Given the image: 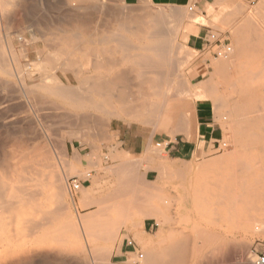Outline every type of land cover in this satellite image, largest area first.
Instances as JSON below:
<instances>
[{"label": "rangeland", "instance_id": "obj_1", "mask_svg": "<svg viewBox=\"0 0 264 264\" xmlns=\"http://www.w3.org/2000/svg\"><path fill=\"white\" fill-rule=\"evenodd\" d=\"M214 1L215 0H189V2L186 4H177V5L181 6L185 12V19H183L182 23L178 26L179 33H180V34L178 33V36H179L178 40L182 43L183 48H180L178 50L177 55L180 57V61H183L184 57L185 58L190 57V59H189V61L180 65V67L178 69L174 68L172 70L173 74L171 77L174 78L175 81L177 82V80L179 78H181V75H183L186 80L188 79L187 81L189 82V84L191 86H194L193 85L194 83H192V79H193V72H194L195 65L198 64L199 62H205V61L207 62L206 63V66L208 68L207 72H205L203 75L199 76L197 78L196 83H198L200 81L202 82V84L207 83L209 81V77L210 76L213 77L212 78L213 81H211V82L209 81V83H208L209 85L208 84L206 85L207 87H210V90H208V92L201 91V92L207 93V95L205 97H203L202 99H208L212 103L213 110H214V117H215L217 124L220 127V130H221V139L218 142H220V143L225 142L226 143V147H224V148L220 147L218 149V148L212 147V145H210V148L208 150H203L201 154H197V155L194 154V156L192 157V162L194 163V166L200 165L205 160L208 161V159L211 160V159H214V157L217 158L218 156H222V155H229L232 157L234 156V159H235L237 154H238V151L236 149L237 146L235 145V139L233 138L234 136H233L232 131L226 128L227 125H229L228 124L229 123V120H228L229 114L227 113L228 109L224 110L223 108H221V109L217 108L219 106L217 105L218 103L216 102L215 96H214V98H215L214 99L213 97H210V95H209V94H211V90L214 91V93L217 96H219L220 98L226 97L228 94H230L231 89H229V88L232 86H229V84H227V82H225V79H226V81L229 80V79L227 80V78H225V77H228V74H231V73L232 74L230 76H232L233 71L230 69L231 71L227 70V72H225V73H220L221 75H224V76L219 75L220 77L218 76V74L216 75L217 76L216 77L214 74V71H215V61L220 60V59H228L227 57H228V55L231 56V53H229L227 56H215L212 54V50H206L205 52H202L199 50H194L188 44V37L190 35L196 36L198 38V40L204 41L203 38H206V35L208 38L209 33H215L221 40H226V42H228L230 44V46L232 48L231 50L233 51L234 47L237 46L236 33H233L234 32L233 29L234 30L236 29L235 25L237 24V26H238V23H239V22H237L238 21L237 18L239 17L240 14H242L243 12L246 11V8L251 10V8L256 7V5H258V3L261 0H226L227 3H225V4H223L220 1L221 2V4L219 3L220 5L217 4L219 2V0H217L215 2ZM139 2H140L139 0L137 2H126L125 0H104L103 1L104 4H102V6L104 5L106 7L105 8L106 11H103L102 14H101V12L99 14V11H98L100 8V5H97V4L95 5L94 3L93 4L88 3L90 6L92 5L93 8H91L89 6L91 8V11H89L90 12L89 15H91L90 16L91 21H90L89 25L88 24L86 25L87 28H86V26L83 27L85 31H84V33L81 34V36L79 38L81 40L84 38L82 40L83 45H85L84 43L86 42V46H88V45L92 46L93 45L92 47H96L95 45H97L96 48H101V49H102V47H105V46L111 47V46H113V44H115L114 42L105 43L102 40L101 43L95 44L93 39L96 40V37H97V39L100 42L102 39L101 37L103 35L108 36L110 33L109 32L110 30H112L113 28L116 29L115 28L116 26H114V25H117V24H115V22H113V20H116V19L122 20L124 18H128L127 15L130 16L131 14H135V13L138 14L137 8L145 7V8L150 9L151 12H154V10L156 11V9L164 8L165 5H168V4H163V3H152L151 0H148V1L145 0L144 3H142V2L139 3ZM232 3H233V5L239 4V7L237 5L238 9L236 8V6H233L235 9H237V11L234 8H232V9H234L233 11L228 10L231 7ZM88 4H86V5H88ZM82 5H85V4L81 3V5H80L79 2H77V0H69V1L68 0H41V1L40 0H0V36L2 37V38L0 37L1 38L0 40H2L5 37V40L3 39L2 44H0V48H2L3 50L6 51V54L4 55L3 54L4 52L2 53L1 52L2 50H0V54L1 53L3 54V56H4L3 58L5 61H6V59L7 60L10 59L9 63H8V61H6V63L11 67L10 70H12V73H14V75L12 74L11 76L7 77L10 80V82L8 84H5L4 81H2L3 79L1 80V78H4L5 76L2 73V70L0 69V72H1L0 73V77H1L0 83L2 82V84H0V135L1 136L3 135L2 137L0 136V148L3 149L2 150L3 152H5L4 154L1 153V149H0V163L2 164L0 166V168H1L0 169V177L1 178H2V176L4 177L5 181H7L6 183L9 184L8 186L13 185L16 187V184H17V187H18V185L22 186V184H24L26 181L25 178L28 177L27 176L29 173L28 170H31V168H32V166H30L31 165L30 163L35 165L38 162L42 163V162L47 161L46 160V158H47L46 156L48 154L47 150L51 149L52 152H54L52 154V157H53L52 161L54 163L52 166L53 167L52 169L53 170L55 169L54 170V171H56L55 173L59 172L61 174V175L59 174L60 177L62 176V178H61L62 179L61 180L62 186H65L63 189L64 193H65L63 199L66 202V206H67V209H65L63 212L62 219L54 217V219H52L53 221L51 223H48L47 225H44V226L41 224V225H38L39 227L37 226V227H34L33 229L32 228L30 229L26 225V223L24 222L27 218L29 219V218L34 217V219H36V220H41V217H42L41 215H44V213H43L44 211H47L48 213L53 214V212H54L53 210H54L55 206H54V203L52 201V198H39V199L34 198V200L35 199L36 200L32 201V202H35V203L37 202L36 205L40 204V205H38L40 207L39 212H38V210L32 208V205H33L32 202L30 203L31 206L28 204L30 200L28 201L26 198H25L26 199L25 202H23V200L22 201L19 200L18 198H13L14 203L11 206L9 203L7 204L6 202H9V200H11L12 198H0L1 199L0 204L1 205L5 204L3 206L0 205V208H1L0 212H3V213H0V264H143V260H144V257L146 256V252H147L148 248H154L157 251H159L172 238H174V237H179V238L185 237V238H187V236H185L184 234L191 232V231L192 232L194 231V232L192 234L190 233V235H188L189 233L187 234L189 237L192 235L191 239L188 237L189 238L188 242L192 243V246L189 243V247H188L189 248L188 249L189 251L187 253L188 261H190L189 259H191V261L194 260V262H195V257L200 254L198 257H196V258H199V259H196L197 263H194V262H192V263H194V264H198V263H201V264H251V260L255 255V250L264 252V215H263L264 212L262 213V211H263L262 209H264V206H263V204H264V201H263L264 193L262 191H261V193L263 195L261 194L262 196H260V197L263 199L257 202V207L263 206V208H261V209L259 208L262 211L255 210L256 212L255 211L253 212L255 214L258 213V215L257 214L256 215L260 221L258 223H256L257 221L254 222V225L252 227H246V226L236 227L235 224H231L230 222H233V221H232V219H230V216L225 213L223 206L217 205V204L214 205L215 207H213V208H215V210H214L215 212H213V214L217 213L215 215H218L214 219L213 214L210 216V214L207 213L208 211L206 210V209L209 210V208L212 207L211 204L209 206V201L206 202L207 201L206 198L208 196L204 195L203 196L204 199L202 198L204 201H202V202L197 201V198H199V197L201 198V196L198 197V195L195 191V185L199 182V180H201L202 177L199 176V174L196 172L197 171L196 166H195V169L192 173L187 174L186 182L184 183V185L180 184L178 175L174 176L171 173H168V171L165 168L164 169L162 168L163 164L160 162L162 159L161 155L165 154L167 157V152L164 150V143H162L160 146H156L155 143L157 141H160L159 138L161 136H164L167 134V132L165 130L161 129L160 131H155L153 133H150L152 128H151L150 124L147 125L148 124L146 122L147 119H145L146 116L138 118V119H135L134 117L130 118L131 117L130 115H123L121 117H110L109 118L106 115H104V112L109 110L110 108L107 107L108 109H106V110L103 108L105 111L101 112L100 110L103 106V103L100 101H103V100L99 99V98L97 99V97H95V99L98 101L100 100L99 102L102 104V106H101V108H99L100 110H98V112L96 111L97 109L95 110L94 108H93L94 109V112H93L92 111L93 109L91 107H90L91 109L87 108L90 110H86V108H85V111L83 109L82 110L81 109L76 110L75 107L73 106V102H71V100H69L67 97H66L67 100H65V96H63V98H62V95H60L61 96V98H60L59 94H57L58 96L53 95V94L51 95L50 91H49V93H48V91L44 92V91H46L45 88L38 87L39 83H41L40 79H42L40 77L41 69L39 67H37L36 70L39 69L37 71L38 72L40 71V72L36 73V70H34L35 66L32 65L31 63L33 61H40V60L46 61L49 63L52 62L53 58L52 59L50 58L51 52H52V54L60 53L64 56L65 53H63V51L59 50V48H60L59 46H61V47L63 46L65 48H67V45H69V44H68V42L65 43V41H63V39L65 37V35H63V34H65V33L68 34L70 32L68 30L69 28L70 29L72 28L71 30L74 31L73 27L71 25L68 26L66 24H68L67 22H69V20L71 19L70 15L72 14V12H75V11H72V12L70 11L69 12V13H71L70 15H68L69 14L68 11L74 10L78 6H82ZM169 5L166 6L164 8V10L165 9L168 10ZM170 6H173V4H171ZM70 7H73V8L70 9ZM131 7H134V8L131 9ZM189 7H192V9H189ZM240 7H243L242 9L243 10L245 9V10L242 11V9ZM135 8H136V10H135ZM126 10H128V11L130 10L131 14L129 15L130 11H129V13H126L127 12ZM134 10H135V13H134ZM150 10H148V11H150ZM239 10L242 11V13H240ZM259 11L264 12V9L259 10ZM92 12H94V13H92ZM232 12L236 14L235 16L237 18H235L234 14ZM113 13H114V15H113ZM115 13H116V15H115ZM187 13L194 17V20H192V22H191V24H192L191 29H194L197 31V33H195V34L193 32H190L187 34L185 32V28H183L184 24L188 23V21L190 19V18H188V16H190V15H188ZM122 14H124V16ZM186 14H187V16H186ZM230 14H232L233 16H231ZM110 15L111 16L113 15V16L111 17ZM115 16H117V17L115 18ZM229 16H231L230 21H229ZM63 17H65V18H63ZM68 17L70 19H68ZM61 19L62 20L64 19V20L62 21ZM233 19L237 20V21L236 22L233 21L236 24L233 25L234 27L232 26L233 28L231 29V27H229V25H230L229 23H231V25H232ZM60 21H62L64 23H63V25H59L58 28H60V26H61V28H60L61 30L58 31L57 26H58V24L62 23ZM51 24H54V26ZM64 25L66 26V30H65ZM185 25H187V24H185ZM63 29H64V32H63ZM75 31L80 32V30H77V29ZM51 32H53V33H51ZM12 33H13V36L14 35H16V36L11 37ZM87 33H88V35H87ZM245 33H244V35H245ZM89 34H90V36H89ZM126 35L130 39H132V40L134 39L132 36H129L130 34L126 33ZM9 37H10L11 49H12V51H14L13 52L14 58L12 57V55L8 56L12 52L11 53L9 52V54L7 53V51H9V48L7 49V45H8L7 42L9 40ZM49 37H51L52 40ZM48 38H49V40H48ZM98 40H96V43ZM4 41H5V43H4ZM47 41H48V43H47ZM133 42L137 43L136 40H133ZM4 46H5V49L3 48ZM98 46H100V47H98ZM57 48H58V51H56ZM38 50H39V52H37ZM46 50H47V52H46ZM133 52L135 53L138 51L137 50L131 51V53H133ZM38 53H40V54H38ZM80 53H82V52H80ZM185 53H187L189 56H187ZM106 54L107 55H113L114 53L110 52L109 54L108 53H106ZM76 55L79 56V52H77ZM115 55H116V57H119L117 59H119L118 60L119 62L121 61L120 63H122V62L125 63L124 58H120V55H121L120 52H117ZM5 56H6V59H5ZM11 58L13 60H11ZM79 58H80V60L82 59L80 62H84L83 72L81 70V72H80L81 75H79L80 78H86V76L94 75V74H97L98 72L99 73L102 72L101 74L106 73L107 70H104V69L99 70V68H98V70H97V69H94L93 67L90 68V65L92 63L86 62V60L83 59L82 54L79 56ZM15 60H17V61H15ZM126 60L128 61V59H126ZM11 61H13L12 62L13 65H12ZM127 61H126V63L129 62V61L128 62ZM53 63H54V61H53ZM51 65H52V63H51ZM121 66L123 67V65H120L119 67H121ZM124 67H125V65H124ZM16 69H17V72H16ZM52 72H54L62 80L63 85H65V86L77 85V81H76L75 77H73L74 74L72 72L66 71L65 73H63L60 69H57V70L52 71ZM226 74H227V76H225ZM83 76H85V77H83ZM127 76H130V75L128 74ZM211 77H210V80H211ZM20 78H22V79H20ZM204 80H206V82ZM203 81H204V83H203ZM20 83H23V86L25 87V90L23 89V92L26 91L27 94L25 92L24 93L22 92V89H21L22 84H20ZM37 83H38V85H37ZM42 84H44V83L42 82L40 86H42ZM48 84H50V83H48ZM31 86H33L34 88L36 87V88L34 89ZM45 86H47V85H45ZM43 89H45V90H43ZM2 90H4V91H2ZM220 91L221 92L225 91V92H222L223 96L221 95ZM218 92H219V94H218ZM51 93H54V92H51ZM34 94H35V96H34ZM54 94H56V93H54ZM41 97H42V99H41ZM184 98H187V96ZM46 99H48V100H46ZM34 106H35V108H34ZM223 106H224V108L228 107L225 105H223ZM38 107H40V108H38ZM103 107L106 108V105H104ZM214 107H216V108H214ZM51 110L52 111L54 110V111L50 112ZM68 110H70V113H68L69 112ZM65 111H67V112H65ZM82 112H85L88 114L86 115L85 113L83 114ZM27 113H28V115H26ZM37 113H38V115H37ZM92 113H93V115H92ZM81 114L87 116V120H85L86 123L85 122L83 123L82 120H80V118L82 119ZM225 114L228 115V117H227L228 119L223 116ZM73 115H75L77 117L79 115V117L78 118L76 117L77 118L76 119V118H74ZM80 115H81V117H80ZM88 115H89V117H88ZM101 115H102L103 119H101V117H100ZM99 119L101 120V122L99 121ZM104 119H106L104 121L106 123H103L102 120H104ZM74 120H75V122H74ZM88 120H90V121H88ZM143 120H145V121H143ZM225 121H226V123L227 122L228 123L225 124L224 123ZM79 122H81V123H79ZM92 122H94L97 126L93 123L94 124V126H93L94 128H93L91 126ZM116 122H118L119 124L133 125L134 128L138 127L142 132H144V134L146 135L147 138L149 137V141H148L149 143H148V146L146 148L145 156L141 157L143 159L135 158V160L136 159L137 160L136 161L134 160L135 161L134 162V161H131V160H133L131 158L126 159V158L122 157V155L119 152V142L117 140L118 134L114 130V125ZM83 124H87V125H83ZM101 124L104 126L103 127L104 129L102 127H100ZM105 126H107V127H105ZM87 128H88V130H87ZM96 128L97 129L102 128L103 129L102 131L106 132V134L104 133L105 136L103 137V135H104L103 132L102 131L98 132L99 130H97ZM18 129H19V131H18ZM86 132H87V134H86ZM49 134H50V136H49ZM97 134H99V135L101 134L100 137ZM8 135L10 137H8ZM40 135H41V137H40ZM167 135H169V134H167ZM26 137H27V139H26ZM44 137H46V138H44ZM47 137H48V139H47ZM24 139H25V141H24ZM50 140H52V141H50ZM46 141H48V142H46ZM34 142H36V143H34ZM9 144H12V145H9ZM24 144H25V146H24ZM49 144L51 147L49 146ZM2 145H4V147ZM6 145L9 147H7ZM30 145H32V146H30ZM90 145L91 146L96 145V146H93L94 147L93 148ZM22 146H24V147H22ZM36 146H37V148H36ZM54 146H55V148H54ZM34 148H36V149H34ZM90 148H91V150H90ZM95 149H97V150L94 151ZM31 150H33V151H31ZM249 150H251V151H249ZM249 150L246 149V152L248 153V154L246 153V156L248 157V159L246 157L247 161L250 160V158L254 155L253 152H255V150L253 148H250ZM10 151H11V155H10ZM14 151H16V153ZM36 151H37V153H36ZM6 152H7V154H6ZM27 152H28V154H27ZM18 153H20V154H18ZM76 153L79 154L78 155V157H79L78 161L79 162L73 159V155ZM87 153H89V154L93 153L92 156L89 155L91 158L89 160H91L92 162H95V160H99L97 162L98 163L100 162V163L98 164L96 162L97 165L95 164L97 167L95 165H92L94 163H92L91 165L89 164L90 161L88 160V156L86 155ZM24 154H26V155H24ZM33 154H34V156H33ZM37 154H39V155H37ZM110 154H112L114 156H115V154H117V156H119V157L121 156L120 158L122 159V161L117 156H116V158L111 159L113 157ZM234 154H236V155H234ZM13 155H15V156H13ZM35 155L39 159V160H37V162L34 160ZM95 155L97 157H95ZM93 156L95 158H93ZM108 156L111 158H109ZM83 157H85L89 162H86V159ZM148 157H149L148 160L152 159V160H155L156 162L158 161L157 163H158V170H159L160 179H159V183L156 185L155 184H148V183L144 184V182L138 183V181L140 179H142V173L149 167L147 163H145V162L143 163V160L144 159L146 160ZM41 158L43 159V161ZM92 158H93V160L94 159L95 160L93 161ZM234 159H232L233 162H232V160L230 161V163L232 162V164L230 166H229L230 163H228V165H227L228 168L235 167V163H236L235 160L236 159L235 160ZM16 160L18 161V163ZM21 160H22V162H21ZM32 160H33V162H32ZM119 160H120V162L118 164L116 161H119ZM12 161L15 163V167L17 169L13 168L14 165L11 164ZM234 161H235V163H234ZM23 162H25V163H23ZM124 162H126L125 165L128 166L129 169L134 168V167H136L137 169H134V170L130 169L127 171L129 173H127V172L123 173V171L120 170V171H122V173H118L120 171L117 168H121L122 164H120V163H124ZM166 162H167V158H166ZM71 163L73 165L74 164L75 165L72 166ZM84 163H86V164H84ZM115 163H117L116 165L118 167H115L116 166V165H114ZM131 163H132V165H130ZM133 164H135L136 166H134ZM233 164H234V166H232ZM254 164L251 162V160L249 161L248 164L246 163L247 166L249 165L248 167H246V170H247V168H249L250 171L253 172V174H254V176H252L248 179L246 177L247 182H251L252 180H254V177L256 178V174H257V172H260L261 168H262V171L264 170L263 167L260 166V168H259L258 164H255L258 166V169H257V166H255ZM252 165H254L256 168ZM101 166H103L104 169ZM107 166H109V167H107ZM131 166H134V167H131ZM137 166H139V167H137ZM223 166L225 167V164ZM28 167H29V169H28ZM113 167H115V168H113ZM2 168H6V169L2 170ZM143 168H144V170H143ZM221 168H220V170L215 169V171H216L215 173H218L219 175H217V176H219V177H221V172H219V171L223 170ZM228 168H226L224 170L225 173L223 171L222 174L224 173V175H228L229 172H232V171H230V169L228 170ZM14 169H15V171H14ZM50 169L51 168H46V169L44 168L43 170H46V171L48 170V171L53 172V170L52 169L50 170ZM162 169H163V171H162ZM116 170H118V171H116ZM135 170H137V171L135 172ZM164 170H165V172H164ZM255 170H257V171H255ZM11 171H13V172L10 173ZM46 171H43V172H46ZM48 171L46 173V174H48L47 177H45L46 174L44 173L45 174L44 180L46 183L45 189H46V191L49 192L51 190V188H53L55 186L52 184H49V182H48L49 181L48 176L51 173V172L49 173ZM130 171L131 172L133 171V173H131ZM247 171H249V170H247ZM247 171H246V174L248 173ZM89 172H91V174L88 177V180L84 183L83 187H86L88 193H91V195L89 197L92 196L91 198L93 200H92L91 204L89 203V205L88 204L84 205V203H83L84 206L82 205L83 206L82 207L81 206V204H82L81 198L83 196V192H81L82 188H81V190H79V192L72 199L70 197V195L68 194L67 187H66V181L70 177H77L78 179L83 180V179L87 178L86 174ZM262 173L264 174V171ZM9 174H10V176H9ZM11 174L13 175L12 178H11ZM129 174L130 175L132 174V176H130ZM259 174H261V173H258L257 176ZM123 175H124V177H126V175H127V177H130L132 180L131 181L132 183L128 182L130 180V178H128L129 180L126 178V180H128V181L123 180L122 179ZM210 175H211V173H210ZM249 175H252V173L251 174L249 173ZM14 176L15 177L18 176V179H14L15 178ZM136 176L138 178L140 177V179L138 180V178H136ZM212 176L214 177L216 175H211V177ZM19 177H20V180H19ZM262 179L259 180L260 183L258 185L262 184L261 181H264V178H262ZM15 180L16 181L18 180V181L16 182ZM121 180H123L122 182H124V183H122ZM9 181H12V182H9ZM19 181H21L23 183L21 184V182H19ZM140 181H142V180H140ZM210 181H212V179L209 180L208 177L205 179V182H210ZM134 182H135V184H134ZM26 183H28V182L26 181ZM129 185H132V186L129 187ZM135 186L138 188H136ZM261 186H263V184ZM261 186H259V187H261ZM115 187H116V189H115ZM49 188H50V190H48ZM118 188H120L121 190L123 189V191L125 190L124 193H123V191H120V190H119L120 191V193H119ZM201 188H202V190H201V192H202L203 187H201ZM260 189L261 188H259V191H260ZM131 190H133V191H131ZM138 190H140V191H138ZM46 191L44 193L45 196L48 193ZM117 192L119 194H117ZM126 194H127V196H126ZM134 196H136V197H134ZM104 198L106 201L103 200ZM137 198L138 199L140 198V201H137L138 200ZM101 200H103L102 202H104V203H101ZM141 200H142V202H141ZM4 201H5V203H4ZM15 201L17 202L18 205L15 204L16 203ZM49 201H52V202H49ZM143 201H144V203H143ZM261 201H263V202H261ZM73 202H74V204H72ZM105 202H107V203H105ZM204 202H206L207 204H204ZM259 202L262 205H260ZM93 203H95V204H93ZM96 204H97V206H96ZM98 204L99 205L102 204L101 206L104 208V210H102V208H101V210H102L101 211L100 208H98ZM132 204H134L135 206H133ZM148 204H150V207H147ZM200 204L204 205V207H202V205H200ZM73 205H74V207H73ZM197 205H199V206H197ZM205 205H208V208ZM75 206H76V210H75ZM101 206H99V207H101ZM105 206H107V209ZM2 207H3V210H2ZM42 207L45 209V210H43V212H41ZM141 208H144V209L147 208V210L150 209L152 211V213H151V211L149 210L151 215L149 217H140L138 215V212ZM198 208H204L205 211H207L206 214H204V215L201 214V212H205V211L204 210L202 211V209L200 211ZM97 209L99 211H97ZM49 211H52V212H49ZM258 211H260L263 216L262 215L259 216L260 213ZM74 213H76L80 218L85 217V216H87L88 218H91L93 221V223H92L93 225H91V224H90V226L80 225V223L77 220L78 216ZM208 214L210 217H213L214 221L211 220L212 218L208 219L209 218ZM206 215L208 218L206 217ZM221 215L222 216L225 215L226 218L224 217V220H223L222 217H220ZM73 219L75 221L77 220L76 226L71 227L69 223L72 224ZM146 219H148L149 222L153 223V225L151 228L144 230L143 229V222ZM226 219L229 223L227 221H225ZM68 220H71V221H69V223H68ZM22 221H23V223H22ZM64 221L65 222L67 221V223H64V224H69V225H65V226H67V229H65V230H64V228H66V227H64V228L62 227V226H64V224L62 223ZM214 222L218 227H215L216 225L214 224ZM195 223H197V224H195ZM199 225H200L201 229L204 227L206 229L205 230L203 229V231H202L204 234H202V232H200V229L199 230L196 229L197 232H200L198 234L199 235V238H198L196 235L197 232H196L195 228ZM207 226L210 227L211 229H209ZM25 228L27 229V231ZM212 228H213V231H212ZM102 230H104V231L107 230L108 232H112V234H114V236H115L114 237L115 239H113L111 241H104L105 233ZM48 231H50V232H48ZM181 231H183V232L185 231V233L183 234ZM209 231H210V233H209ZM214 231H216V232L219 231L220 234L216 233ZM94 232H96V234ZM101 232H103V233H101ZM205 232L209 235L205 234ZM221 233H222V235H221ZM99 234L100 235L102 234V235L100 236ZM136 234L138 236H140L141 238L137 237ZM182 234H183V236H181ZM193 234H194V236H193ZM201 234L203 236L200 238ZM210 234H212V235H210ZM215 234H218V235L216 236ZM206 235H207V237H206ZM213 235H214V237H213ZM220 235L223 238L222 240H221ZM209 236H211V239L209 238ZM215 236L217 238H220V239L216 240ZM102 237H104V239H102ZM126 237H129L134 241L135 249L125 246L123 240ZM193 237H195L196 239L194 238V240L192 242L190 240H192ZM206 238L207 239L209 238L210 240H213L214 242L213 241L210 242V240L208 239L209 243H206V241H208ZM213 238H215V240ZM201 240L206 244H203V242H202V244H201L202 246L201 245L198 246L201 248V250L198 252V247L196 245L200 244ZM107 242H110V243H107ZM111 242H113V243L111 244ZM195 243H196V245H195ZM110 245H112V246H110ZM190 246L192 247L191 249L194 251L197 247L196 252H195L197 255L195 254V257L193 260H192V258H189L190 256H192V257L194 256V254H193L194 252L192 253V250H190ZM106 247L109 249H107ZM72 249H74V251ZM108 250H110V251H108ZM138 252H141L143 254L142 258L138 257ZM190 253H192L193 255L192 254L190 255ZM106 255L108 257H106ZM200 258H201V262L198 261V260H200Z\"/></svg>", "mask_w": 264, "mask_h": 264}, {"label": "bare ground", "instance_id": "obj_2", "mask_svg": "<svg viewBox=\"0 0 264 264\" xmlns=\"http://www.w3.org/2000/svg\"><path fill=\"white\" fill-rule=\"evenodd\" d=\"M103 1L104 0H77V2H79L80 5H81V3H83L85 5L78 6L74 10H69V11L67 10L68 13L70 11L71 12L75 11V12H72V14L71 13H69V14L67 13L68 15L71 14L70 15L71 19L68 17V19H70V20H69V22H67L68 24H66L68 26L71 25L73 27L74 31L71 30L72 28L71 29L69 28L68 30L70 32L68 31L69 32L68 34H66V33L63 34V35H65L63 41H65V43L68 42V44H69V45L66 44L68 49L63 47V46L62 47L59 46L60 48L59 47L58 48H59L60 51H63V53H65L64 56L62 54H60V53L52 54V52H51V57L50 58L51 59L53 58L52 62L49 63V62L40 60V61H33L31 63L32 65L35 66L34 70H36L37 67H39L41 69L40 77L42 79L39 78L41 80L40 82L41 83L43 82L45 85H47V86H45L44 84H42V86H40L41 83H39L38 87L45 88L46 91H44V92L48 91V93H49V91H50L51 95L53 94V95L58 96L57 94H59V96L62 95V98H63V96H65V100H67V98H68L69 100H71V102H73V106L75 107L76 110L77 109H81V110L83 109L85 111V108H86V110H90L91 108L92 109L94 108L95 110L97 109L96 111L98 112V110H100L99 108H101V106H102V104L100 102H102L103 106L106 105V108L102 106L100 111L104 112L106 109H108L107 107H109L110 109L104 112V115H106L109 118L110 117H121L123 115H130L131 116L130 118L134 117L135 119H138V118L146 116L145 119H147L146 120V122L148 123L147 125L150 124V126L152 128L150 133H153L155 131H160L162 129V130H165L167 132V134H169L170 136H174L177 133H185V135L184 134L183 135H184V137L185 136L187 137L188 132H189V123H188L189 121L184 117L183 113L179 109V105H178L179 104V100L181 101V99L186 97V96L187 97H192L194 100L202 99L203 97H205L207 95V93H205V92H208V90H210V87H207L206 85L209 83V81L210 82L213 81L212 80L213 77L210 76L211 80H210V77H209V81L207 83H204V81L206 82V80H204L203 83L205 85L202 84V82L200 81L198 83H194L193 84L194 86H191L189 84V82L187 81L188 79L186 80L183 75H181V78H179L177 80V82L175 81L174 78L171 77L172 74H173L172 70L174 68L178 69L180 67V65L184 64L185 62L189 61V59H190V57H186V58L184 57V60L180 61V57L177 55L178 50L180 48H183L182 47V43L178 40V37H179L178 36V33H179L178 26L182 23L183 19H185L184 9L181 6H179V5H176V6L175 5H173V6L169 5L168 10H166V9L164 10V8L166 6H168V5H165L164 8H158V9H156V11L154 10V12H151V10L148 9V8H145V7L137 8L136 7L137 10H138V14L135 13L136 8L134 10V13L136 15L135 14H131L130 10H129L130 13H129L128 10H126L127 11L126 13H129V15L131 14L132 16L131 15L130 16L127 15L128 18H124L122 20H120V19L113 20V22H115V24H117V25H114V26H116L115 27L116 29L113 28L112 30H110L109 31L110 33H109L108 36H104L103 35L101 37L102 39H101L100 42L97 39V37H96V40H98L97 43H96V40L93 39L95 44L101 43L102 40L105 43L114 42L115 44L112 43L113 46H111V47L110 46H105V47H102V49H101V48H96L97 45H95L96 47H92L93 45L92 46L91 45L86 46V42L84 43L85 45H83L82 40L84 38L82 40L79 39V38H80L81 34L84 33V31H85L83 27H85L87 24L89 25V23L91 21V18H90L91 15H89L90 14L89 11H91V8H93V7H92V5L90 6L89 4H93L94 3L95 5L96 4L100 5V8L98 7L99 8L98 11H99V14H100V12L102 14L103 11H106L105 10L106 7L104 5L102 6V4H104ZM139 1L144 3L145 0H139ZM215 1H217V0H215ZM220 1L223 4L227 3L226 0H219V2L218 3L216 2V3L218 5H220L221 4ZM86 4H88V5H86ZM237 5L239 7V4H237ZM237 5H233V3H232L231 7L228 10H232L233 11L235 9L233 6H236V8H237ZM72 8L73 7H70V9H72ZM132 8H134V7H131V9ZM232 8H234V9H232ZM240 8L242 9L243 7H240ZM237 9H235V10L237 11ZM262 9H264V0H261L258 3V5H256V7L251 8V10L246 8V11L243 12V13H242V11H244L245 9L244 10L242 9V11L239 10L240 13H242V14H240L241 15L240 16L237 13L239 15L238 18L235 16L236 12L235 11H234L235 13L232 12L234 14L235 18L238 19V21L233 19L232 22L233 21L234 22H236V21L239 22L238 26L234 22L232 23V25H231V23H229L230 24L229 27H231V29L234 27L233 25L236 24L235 25L236 29L235 30L233 29V31H234L233 33H236L237 46L234 47L233 51L231 50L232 51V52H230L231 56L228 55V57H227L228 59H220V60L215 61V71H214L215 76L217 74L219 76V75H221L220 73H225V72H227V70H230V69L233 71V75L232 76H230L232 74L231 73V74H228V77H225V78H227V80L229 79L228 80L229 82L226 81V79H225V82H227V84H229V86H232V87L229 88V89H231V92L229 91L230 94H228L226 97H221L222 99L219 96H217L214 93V91H212V90H211V94H209L210 97L214 98V96H215L216 102L218 103L217 105L219 106L217 108H219V109L223 108L224 110L228 109L227 113L229 114V119L227 118L228 117L227 114H225L223 116L226 117L229 120V123L227 122L229 125H227L226 128L232 131L233 136H234L233 138L235 139V145L237 146L236 149L238 151V154H237V156L235 158L236 160L234 159V156L232 157V156H229V155H222V156H218L217 158L214 157V159H211V160L208 159V161L205 160L200 165H197V166L195 165L197 167L196 168L197 169L196 172L199 174V176L202 177L201 180H199V182L195 185V191H196L198 197L201 196V198L200 197L197 198V201H200V202L204 201L203 200L204 199L203 196L205 195V196L209 197V198L207 197L208 199L205 197L206 200H207V201L206 200L205 201L206 202L209 201V206H210V204L212 206L211 208H209V210L206 209L208 212L205 211L204 208H198L200 211H201V209H202V211L203 210L205 211V212H201V214L204 215L207 212L211 216L213 214V212H215L214 211L215 208H213V207H215L214 205H216V204L217 205H221V206H223L225 213L230 216V219H232L233 222H230V223L231 224H235L236 227H239V226L252 227L254 225V222L257 221L256 223H258L260 221L259 218L257 217L258 213H256L257 214L256 215L253 212L255 210H260L264 206V204H263L262 207H260V206L257 207V202L263 199L260 196L263 195L261 193V191L264 193V190H263L264 189V181H261L263 186H261L262 184H260V185H258V184L260 183L259 180L264 178V174L262 173L264 170L262 171V168H261L260 172H257V174L258 173H261V174H259L258 176L256 174V178L254 177V180L251 179L252 180L251 182H247V179L252 177V176H254V174H253V172L250 171L249 168H247V170H249V171L246 170V167L249 166V165L247 166L246 163L248 164L250 160H251V162L253 164L254 163L258 164L259 168H260V166L264 168V12H260L259 11V10H262ZM148 10H150V11H148ZM92 13H94V12H92ZM187 14H186V16H187ZM113 15H114V13H113ZM115 15H116V13H115ZM122 15L124 16V14H122ZM188 15H190V14H188ZM230 15L233 16L232 14H230ZM117 16H115V18ZM231 16H229V21L231 20L230 19ZM63 18H65V17H63ZM188 18H190L188 23H185L187 25L184 24V27H183V28H185V32L187 34L190 33V32H193L194 34L197 33L196 30L191 29V26H192L191 22H192V20H194V17L190 15V16H188ZM62 21H60V22H62ZM63 23L64 22H62L61 24H58V26L56 25L57 28L59 27V25H63ZM51 25L54 26V24H51ZM60 28H61V26H60ZM60 28H58V31L61 30ZM86 28H87V26H86ZM76 29L80 30L81 33L78 32V31H75ZM65 30H66V26H65ZM63 32H64V29H63ZM51 33H53V32H51ZM126 33L130 34L129 36H132L134 38L133 40H136V42L138 44L133 42V40L130 39L126 35ZM244 33H245V35H244ZM87 35H88V33H87ZM12 36H13V33L11 34V37ZM14 36H16V35H14ZM89 36H90V34H89ZM49 38L51 39V37H49ZM49 38H48V40H49ZM3 39L5 40V37ZM2 40H0V42H1L0 44H2ZM4 43H5V41H4ZM47 43H48V41H47ZM7 44H8L7 45V49L9 48V51H7V53L9 54V52L10 53L12 52L8 56L12 55V57L14 58V53H13L14 51H12L11 45H10V37H9V40H8ZM98 47H100V46H98ZM3 48L5 49V46ZM58 48H57L56 51H58ZM0 50H2L1 51L2 53L4 52L3 53L4 55L6 54L5 50H3L2 48H0ZM134 50L135 51L137 50L138 52L131 53V51H134ZM37 52H39V50ZM46 52H47V50H46ZM77 52H79V56L82 54V57H83V59L86 60V62L92 63L90 65V68L93 67L94 69H97V70H98V68H99V70L100 69H104V70H107L106 73L101 74L102 72L101 73L98 72L97 74H94V75H90V76L88 75V76H86V78H80L79 75H81V73H80L81 70L83 72L84 62H80L82 59L80 60L79 56L76 55ZM80 52H82V53H80ZM110 52H113L114 54L113 55H107L106 54V53L109 54ZM117 52L121 53L120 58H124V60H125L124 62L125 63H123V62L120 63L121 61L120 62L118 61L119 59H117V58H119V57H116V55H115ZM2 53L0 54V69L2 70V73L4 74L5 77L4 78L0 77V78H1V80L3 79L2 81H4L5 84H8L10 82V80L7 77L11 76L12 74L14 75V73H12V70H10L11 67L6 63V61H8V63H9L10 59L7 60L6 59L7 55H6L5 56L6 61H5L4 58H3L4 56H3ZM38 54H40V53H38ZM185 54L187 56H189L187 53H185ZM126 59H128L129 62ZM11 60H13V59L11 58ZM15 61H17V60H15ZM53 61H54V63H53ZM126 61L128 63H126ZM12 62L13 61H11V63ZM51 63H52V65H51ZM12 65H13V63H12ZM120 65H123V67L125 65V67L124 68L122 66L119 67ZM17 69H16V72H17ZM57 69H60L63 73H65L66 71L72 72L74 74L73 77H75V79L77 81V85H74V86L73 85H68V86L63 85L62 80L54 72H52V71H55ZM37 70H39V69H37ZM37 70H36V73L38 72ZM128 74L131 77L127 76ZM221 76H224V75H221ZM225 76H227V74ZM83 77H85V76H83ZM20 79H22V78H20ZM48 83H50L51 85L48 84ZM0 84H2V82ZM20 84H22L21 85V87H22L21 89H22V92H23V89L25 90V87L23 86V83H20ZM37 85H38V83H37ZM31 87L34 88L33 86H31ZM45 89H43V90H45ZM2 91H4V90H2ZM201 91H205V92H201ZM24 92L27 94L26 91H24ZM51 92H54L56 94L51 93ZM222 92H225V91H222ZM222 92H221V95H222ZM35 94H34V96H35ZM218 94H219V92H218ZM95 97H97V99L98 98L102 99L103 101L99 100L100 101L99 102L98 100L95 99ZM60 98H61V96H60ZM41 99H42V97H41ZM46 100H48V99H46ZM223 105L228 106V107L224 108ZM34 108H35V106H34ZM38 108H40V107H38ZM87 108H90V109H87ZM214 108H216V107H214ZM94 109L92 110L93 112H94ZM53 111L51 110L50 112H53ZM68 111H69L68 113H70V110H68ZM65 112H67V111H65ZM82 113L84 114L85 112H82ZM85 114L87 115L88 113H85ZM26 115H28V113ZM37 115H38V113H37ZM81 115H80V117H81ZM92 115H93V113H92ZM73 116H74V118L77 117L75 115H73ZM78 117H79V115H78ZM88 117H89V115H88ZM100 117H101V119H103L102 115ZM80 120H82V122L84 123L85 120H87V116L82 115V119L80 118ZM105 120L106 119L102 120L103 123H106V122H104ZM88 121H90V120H88ZM99 121L101 122L100 119H99ZM143 121H145V120H143ZM74 122H75V120H74ZM79 123H81V122H79ZM93 123L94 122H92V125H91L92 127L95 124V123L94 124ZM224 123L227 124L226 121ZM83 125H87V124H83ZM100 127L103 128L104 126L101 124ZM105 127H107V126H105ZM88 128H87V130H88ZM102 128H100L101 130L99 128L98 129L96 128V129L99 130L98 132H100V131H102L104 129V128L103 129ZM18 131H19V129H18ZM104 133L106 134V132H103V134ZM86 134H87V132H86ZM105 134L103 135V137L105 136ZM97 135H99V134H97ZM100 135H99V137H100ZM49 136H50V134H49ZM8 137H10V136L8 135ZM40 137H41V135H40ZM44 138H46V137H44ZM26 139H27V137H26ZM47 139H48V137H47ZM24 141H25V139H24ZM50 141H52V140H50ZM46 142H48V141H46ZM34 143H36V142H34ZM50 144H49V146H50ZM9 145H12V144H9ZM2 146L4 147V145H2ZM24 146H25V144H24ZM24 146H22V147H24ZM30 146H32V145H30ZM93 146H96V145H92L91 147H93ZM7 147H9V146H7ZM36 148H37V146H36ZM36 148H34V149H36ZM54 148H55V146H54ZM250 148H253L255 150V152H253L254 155L250 158V160L247 161L246 160V157H247L246 156V153H247L246 149L249 150ZM2 150L3 149H1V153L4 154L5 152H3ZM90 150H91V148H90ZM96 150L97 149H95L94 151H96ZM11 151H10V155H11ZM31 151H33V150H31ZM47 151H48V154L46 156L47 157L46 158L47 161L42 162V163H39V162L36 163L37 160H39L36 155H35V159H34L36 161L35 165L28 161L31 164L30 166H32L31 170H28L29 167L27 169L29 173L27 175L28 177L25 178V179H26V181L28 183H26V181H25V183L22 184L23 182L19 181V182H21L22 186L18 185V187H17V184H16V187L13 186V185L8 186L9 184L6 183L7 181H5L4 177L3 176H2V178L0 177V198H12L11 200H9V202H6L7 204L9 203L10 206L13 205V203H14L13 202L14 201L13 198H18L21 201L23 200V202H25L26 199L28 201L30 200L29 203H28L30 206H31L30 203L32 201L36 200V199L34 200V198H38V199L39 198H52V201H53L54 206H55L54 210L52 209L54 211L53 214L48 213L47 211L43 212V210H45V209L42 207L41 208V210H42L41 212H43L44 215H41L42 216L41 220H36V219H34V217L29 218V219L25 218L26 220L24 219L25 220L24 222L26 223V225L30 229L31 228L33 229L34 227H37L38 225H41V224L43 226L47 225L48 223H51L53 221L52 219H54V217L62 219L63 212H64L65 209H67L66 202L63 199L64 198V194H65L63 189H64L65 186H62V182H61L62 176L60 177L61 174L59 172L55 173L56 172V171H54L55 169L54 170L52 169L53 168L52 166L54 164L53 161H52V159H53L52 154L54 152H52L51 149H48ZM249 151H251V150H249ZM14 152L16 153V151H14ZM123 152H125V151H123ZM36 153H37V151H36ZM6 154H7V152H6ZM18 154H20V153H18ZM27 154H28V152H27ZM24 155H26V154H24ZM37 155H39V154H37ZM78 155H79L78 153L74 154L73 155V159L78 161V158H79ZM86 155L88 156V160H89V159H91L89 155L92 156L93 153H91V154L87 153ZM110 155L113 157V158H111V157L108 156L111 159H114L117 156V154H115V156L112 155V154H110ZM234 155H236V154H234ZM13 156H15V155H13ZM33 156H34V154H33ZM85 157H83V158H85ZM95 157H97V156L95 155ZM95 157L93 156V158H95ZM117 157H119V156H117ZM149 157L146 159L147 161H148ZM161 157H162V159H161L160 162L163 164L164 167L162 165L161 166L164 169L167 166V164H166V158L167 157H166L165 154H162ZM93 158H92V160H93ZM141 159H143V158H141ZM232 159H234L236 161V163L234 161L235 167L228 168L227 165H228V163H230V161ZM247 159H248V157H247ZM88 160L86 159V162L90 161L89 162L90 165L92 163H94L92 165H95V164L97 165V163H98L97 161H99V160H95V159H94L95 162H92L91 160L88 161ZM120 160L122 161L121 158H120ZM120 160L116 161V162L119 164ZM134 160L135 159H133L131 161H134ZM151 160H150V162H152ZM42 161H43V159H42ZM21 162H22V160H21ZM25 162H23V163H25ZM32 162H33V160H32ZM232 162H233V160H232ZM232 162L229 164V166L232 164ZM13 163L14 162L12 161L11 164L14 165V167L13 166L12 167L16 168L15 167V163L14 164ZM17 163H18V161H17ZM117 163H115L114 165H116ZM120 164H122V167H124L126 162L120 163ZM224 164H225V167L223 166ZM1 165L2 164L0 163V166ZM74 165L72 164V166H74ZM130 165H132V163ZM133 165L136 166L135 164H133ZM157 165H158V163H157ZM254 165H252V166H254ZM134 166H131V167H134ZM232 166H234V164ZM255 166H257V165H255ZM258 166H257V169H258ZM101 167H103V166H101ZM107 167H109V166H107ZM115 167H118V166L116 165ZM115 167H113V168H115ZM137 167H139V166H137ZM44 168L45 169L46 168H51L53 170V172L47 170L49 173L51 172L49 174V176H48L49 177L48 178L49 179L48 182H49V184H52V185L55 186V187L51 188V190L49 188L48 189V190H50L49 192L46 191V189H45L46 183H45L44 178L47 177L48 174H46L47 173L46 170H43ZM220 168L223 169L222 171H219V172H221V177L217 176V175H219L218 173H215L216 172L215 169H219L220 170ZM226 168H228V170L230 169V171H232V172L228 171L229 172L228 175H224V173H225L224 170ZM3 169H6V168H2V170ZM103 169H104V167H103ZM117 169H119V171L122 170L121 168H117ZM126 169H124L123 171H125ZM130 169L134 170V169H137V168L134 167V168H130ZM163 169H162V171H163ZM143 170H144V168H143ZM14 171H15V169H14ZM43 171H46V172H43ZM116 171H118V170H116ZM127 171L128 170H126V172ZM136 171L137 170H135V172ZM223 171H224V173L222 174ZM246 171L248 172L247 174H246ZM255 171H257V170H255ZM12 172L13 171H11L10 173H12ZM157 172L159 173V171H156V173ZM164 172H165V170H164ZM44 173L46 174L45 177H44V175H45ZM118 173H122V171H120ZM127 173H129V172H127ZM131 173H133V171ZM210 173H211V175H216V176H214V177L212 176L211 177ZM249 173L250 174L252 173V175H249ZM9 176H10V174H9ZM12 176L13 175L11 174V178H12ZM130 176H132V174ZM207 177L209 178V180L212 179V181L205 182V179ZM246 177H247V179H246ZM126 178L128 179L130 177H127V175H126V177H124V175H123L122 179L126 180ZM136 178H138V177L136 176ZM14 179H18V176L15 177ZM139 179H140V177L138 178V180ZM143 179L144 178H142L140 180H143ZM19 180H20V177H19ZM123 180H121V182ZM128 180H126V181H128ZM140 180L138 181V183L139 182H141V183L143 182V181H140ZM131 181L132 180L130 178V180L128 182L132 183ZM9 182H12V181H9ZM122 183H124V182H122ZM134 184H135V182H134ZM144 184H145V182H144ZM131 186L132 185H129V187H131ZM259 186H261V187H259ZM201 187H203V191L202 192H201V190H202ZM136 188H138V187H136ZM259 188H261L262 190L260 189V191H259ZM115 189H116V187H115ZM119 190L123 191V189L121 190L120 188H118V191ZM133 190H131V191H133ZM45 191L48 192L46 196L44 195ZM86 191H87V188L86 187H82V191L81 192H83V196L81 198L82 202L80 201L82 203L81 206L83 205V203H84V205H86V204L89 205V203L90 204L92 203V200H93L91 198L92 196L89 197L91 195V193H88V191L87 192ZM120 191H119V193H120ZM124 191H123V193H124ZM138 191H140V190H138ZM119 193L117 192V194H119ZM126 196H127V194H126ZM134 197H136V196H134ZM103 200L106 201L105 198ZM103 200H101V203H104V202H102ZM52 201H49V202H52ZM137 201H140V198ZM263 201H264V199H263ZM263 201H261V202H263ZM107 202H105V203H107ZM141 202H142V200H141ZM206 202H204V204H207ZM4 203H5V201H4ZM36 203L32 202V204H33L32 208L38 210V212H39V210H40L39 208L40 207L38 205H40V204L36 205ZM143 203H144V201H143ZM15 204L18 205L17 202ZM72 204H74V202ZM93 204H95V203H93ZM3 205H5V204H3ZM3 205H1V206H3ZM101 205L98 204V208H100V210H101V208H102V210H104V208ZM132 205L135 206L134 204H132ZM200 205H202V204H200ZM260 205H262V204L260 203ZM96 206H97V204H96ZM99 206H101V207H99ZM197 206H199V205H197ZM205 206L208 208V205H205ZM73 207H74V205H73ZM105 207L107 209V206H105ZM147 207H150V204H148ZM202 207H204V205H202ZM2 210H3V207H2ZM75 210H76V206H75ZM149 210L150 209L147 210V208L146 209L141 208L139 210V212H138V215L140 217H149L151 215V213H152V211L150 210L151 211V213H150ZM262 210H260V211H262V213H263L264 209H262ZM97 211H99V210L97 209ZM260 211H258L260 213L259 216L262 215V213ZM49 212H52V211H49ZM0 213H3V212H0ZM74 214H76V213H74ZM209 214H208L209 218L207 217V215H206V217L208 219L212 218L211 220H213V217H210ZM215 214H217V213H215ZM215 214H213L214 219H215L216 216H218V215H215ZM220 217H222V219L224 220L225 215L224 216L221 215ZM227 219L225 221H227ZM77 220L80 223V225H88V226H90V224L93 225L92 224L93 223L92 219L88 218L87 216L82 217V218H80L78 216ZM69 221H71V220H68V223H69ZM76 221L73 219V221H72L73 225L71 223H69L70 226L71 227L72 226L73 227L76 226ZM22 223H23V221H22ZM62 223L63 224L67 223V221L66 222L64 221ZM69 224H64V226H62L61 224L60 225L63 228L66 227V228H64V230H65V229H67V226H65V225H69ZM195 224H197V223H195ZM214 224H215V222H214ZM200 225L197 226L195 228V230L196 229H198V230L200 229V232H202L203 229L205 230L206 228L203 226L204 228L201 229ZM215 227H218V226L216 225ZM208 228L211 229L210 227H208ZM26 231H27V229H26ZM102 231L105 233V235H104L105 239H104V237H102V239H104V241H111V240L115 239L114 238L115 236H114V234H112V232H108L107 230H105V231L102 230ZM212 231H213V228H212ZM48 232H50V231H48ZM103 232H101V233H103ZM181 232L183 234L185 233V231L184 232L181 231ZM193 232L191 231V232H188L189 234L188 233L184 234L185 236H187V238H185V237H182V238L174 237V238H172L159 251H157L154 248H148V250L146 252V256L144 257V260H143V264H194V263H197L196 259H199V258H196V257H198L200 254L195 257V254H196L195 252H196L197 247L199 245H201L203 241L201 240L200 244H198V245H196V243H197L196 242L195 245L197 247H196L195 251L192 250L191 249L192 248L191 247L192 243L188 242L189 238L190 239L192 238V235L190 237L188 235H190V233L192 234ZM196 232H197V230H196ZM200 232H197V234H196L198 238H199L198 234ZM206 232H205V234H207ZM214 232H216V231H214ZM94 233L96 234V232H94ZM209 233H210V231H209ZM216 233L220 234L219 231L216 232ZM183 234L181 236H183ZM202 234H204V233L202 232ZM202 234L200 235V238L203 236ZM207 235H209V234H207ZM207 235H206V237H207ZM210 235H212V234H210ZM215 235L217 236L218 234H215ZM221 235H222V233H221ZM221 235H220V237H221ZM136 236L140 237L137 234H136ZM193 236H194V234H193ZM216 236H215L216 240L220 239V238H217ZM213 237H214V235H213ZM194 238L195 237H193V239L190 240V241L193 242ZM209 238L211 239V236H209ZM215 238H213V239L215 240ZM222 239L223 238L221 237V240ZM209 240L206 241V243H209ZM211 241H213V240H210V242ZM107 243H110V242H107ZM112 243L113 242H111V244ZM189 243L191 244L190 250H192V253L194 252L193 253L194 256L193 257L190 256L192 254V253H190V255H189L190 257L189 258H192V260H193L194 257H195V262H194V260L191 261V259H189L190 261H188V259H187L188 258L187 257V253L189 251L188 250L189 249L188 248L189 247ZM206 243L203 242V244H206ZM110 246H112V245H110ZM199 248L200 247H198V252L201 250V248L200 249ZM107 249H109V248H107ZM72 250L74 251V249H72ZM108 251H110V250H108ZM106 257H108V256L106 255ZM198 261L201 262V258ZM192 262H194V263H192ZM198 264H201V263H198Z\"/></svg>", "mask_w": 264, "mask_h": 264}, {"label": "crops", "instance_id": "obj_3", "mask_svg": "<svg viewBox=\"0 0 264 264\" xmlns=\"http://www.w3.org/2000/svg\"><path fill=\"white\" fill-rule=\"evenodd\" d=\"M126 2H137L138 0H125ZM152 3L163 4H186L189 0H151ZM204 39V38H203ZM188 44L194 50H202L204 41L198 40L196 36L188 37ZM205 62H199L194 67L192 83L197 82V78L207 72L208 68ZM193 100V101H192ZM179 109L184 117L189 121V132L187 137L185 133H177L174 136L164 135L159 138L164 143V150L167 152V166L165 169L172 175H178L180 184L184 185L187 174L192 173L195 169L192 157L194 154H201L203 150H208L210 145L215 147L217 141L221 139V130L214 117L213 105L208 99L194 100L192 97L182 98L179 100ZM196 115V116H195ZM187 126V125H186ZM197 127V128H196ZM114 130L118 134L119 152L124 158H141L145 156L148 146L149 137L147 138L144 132L133 125L119 124L114 125ZM143 133V134H142ZM184 134V135H183ZM155 137V136H154ZM122 151V152H121ZM125 151V152H123ZM145 160L148 168L142 173V181L150 184L159 183L158 165L155 160ZM86 164V163H84ZM124 165V164H123ZM127 169H126V168ZM157 167V168H156ZM129 170L128 166L122 167ZM123 171V173L126 172ZM153 223L148 219L143 222V229L151 228Z\"/></svg>", "mask_w": 264, "mask_h": 264}, {"label": "built area", "instance_id": "obj_4", "mask_svg": "<svg viewBox=\"0 0 264 264\" xmlns=\"http://www.w3.org/2000/svg\"><path fill=\"white\" fill-rule=\"evenodd\" d=\"M189 9H192V7H189ZM202 50H212V54L215 56H227L231 52V46L226 40H221L215 33H209L208 38L206 35V38H204V46L202 47ZM216 148H224L226 147L225 142H215ZM156 146H160L161 142H156ZM91 172L86 174L85 179L81 180L77 177H70L66 181V187L68 194L73 199L74 196L79 192V190L83 187L84 183L88 180V177L90 176ZM124 244L127 247H131L135 249V243L134 241L126 237L124 238ZM143 254L141 252H138V257H142ZM251 264H264V252L255 250V255L251 260Z\"/></svg>", "mask_w": 264, "mask_h": 264}]
</instances>
